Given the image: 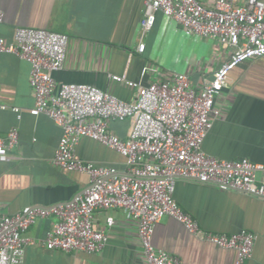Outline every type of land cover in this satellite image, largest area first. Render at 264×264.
Here are the masks:
<instances>
[{
	"label": "crops",
	"instance_id": "obj_1",
	"mask_svg": "<svg viewBox=\"0 0 264 264\" xmlns=\"http://www.w3.org/2000/svg\"><path fill=\"white\" fill-rule=\"evenodd\" d=\"M211 7L215 0H199ZM4 20L0 37L12 40L18 27L46 28L69 35L64 66L54 77L64 82L90 83L133 101L136 87L111 80L126 74L148 84L179 71H188L199 89L213 78L231 47L210 37L187 34L182 25L158 14L155 26L143 33V0H1ZM146 46L138 50L139 42ZM31 65L15 53L0 51V135L18 127L19 143L9 159L0 161V197L3 210L15 213L25 206H51L71 200L89 185V176L54 164L62 128L45 114L32 115L35 99L30 85ZM221 116L204 139L203 149L220 159L248 158L264 165V56L240 63L229 74L217 98ZM12 107L22 110V117ZM111 129L126 138L129 120H112ZM77 156L124 172L126 158L92 138H83ZM257 178L264 181V168ZM175 199L199 225L214 233L243 230L256 235L253 256L247 264H264V198L195 180L179 179ZM109 217L114 223L109 225ZM56 217L40 218L27 231L34 244L27 246L24 264H146L138 236V223L122 208L97 209L94 227L105 231L101 252L49 249L44 241ZM154 244L185 264H235L236 251L199 239L178 220L165 216L155 227Z\"/></svg>",
	"mask_w": 264,
	"mask_h": 264
},
{
	"label": "built area",
	"instance_id": "obj_2",
	"mask_svg": "<svg viewBox=\"0 0 264 264\" xmlns=\"http://www.w3.org/2000/svg\"><path fill=\"white\" fill-rule=\"evenodd\" d=\"M1 2V0H0ZM143 33L152 29L159 13L182 25L187 34L210 37L231 47L228 57L196 89L188 71H179L148 84L126 74H111L114 82L136 87L133 101L90 83L64 82L56 90L55 73L67 58L68 34L46 28L18 27L12 40L0 37V51L15 53L31 65L30 85L35 104L32 115L45 114L62 128L53 162L62 169L89 176V185L71 200L51 206L28 205L6 213L0 197V264H24L26 248L34 244L28 229L40 218L56 217L45 245L64 251L101 252L108 240L94 227L97 209L122 208L138 223L146 264H185L154 244L156 225L165 216L181 222L199 239L236 251L235 264L253 256L252 231L226 234L203 229L175 199L179 179L214 184L226 191L264 198V181L257 178L264 165L248 158L220 159L203 149L204 139L222 110L217 98L230 72L240 63L264 56V0H215L208 7L199 0H143ZM0 4V23L4 20ZM145 42L138 44L143 52ZM7 107L0 101V111ZM22 117L19 107H12ZM112 120H129L126 138L110 127ZM83 138H92L126 158V171L98 165L77 156ZM20 140L18 127L0 135V161ZM109 225L114 218L109 217Z\"/></svg>",
	"mask_w": 264,
	"mask_h": 264
}]
</instances>
